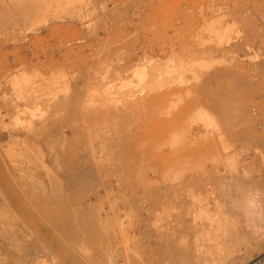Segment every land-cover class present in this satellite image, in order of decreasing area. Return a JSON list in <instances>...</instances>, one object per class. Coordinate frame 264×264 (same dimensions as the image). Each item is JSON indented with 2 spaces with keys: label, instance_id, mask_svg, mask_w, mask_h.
I'll return each mask as SVG.
<instances>
[{
  "label": "rangeland",
  "instance_id": "374dc122",
  "mask_svg": "<svg viewBox=\"0 0 264 264\" xmlns=\"http://www.w3.org/2000/svg\"><path fill=\"white\" fill-rule=\"evenodd\" d=\"M250 1L23 0L16 7L0 0V146L18 140L40 151L9 167L22 192L10 176L3 183V193L19 202L21 215L12 209L8 223L18 239L25 236L26 253L16 256L8 245L12 255L1 264H52L58 257L62 264H216L264 238V86L258 83L264 49L254 38L259 27L264 34V23L236 6ZM204 46L199 59L213 66L198 70L195 80L182 67ZM32 88L48 117L29 133L16 121H26L28 101L18 98ZM197 106L219 130L211 139L198 123L173 157L164 143L168 130L188 122ZM164 169L187 172L186 187L164 186ZM6 170L0 165L1 179ZM193 173L205 179L193 181ZM44 245L60 250H48L53 262ZM259 252L242 264H253Z\"/></svg>",
  "mask_w": 264,
  "mask_h": 264
},
{
  "label": "bare ground",
  "instance_id": "6f19581e",
  "mask_svg": "<svg viewBox=\"0 0 264 264\" xmlns=\"http://www.w3.org/2000/svg\"><path fill=\"white\" fill-rule=\"evenodd\" d=\"M22 1L23 0H14V5L16 6V7H19V6H21V4H22ZM236 6H239L240 8H242V7H245V8H248L249 10H251L252 11V13L256 16V17H258L261 21H262V23H264V0H251L249 3H247V4H245V6L244 5H236ZM232 23H236V22H234V21H232ZM261 28L259 27L255 32H254V38H255V40H256V44H258V47L261 49V50H263L264 49V46H262V43L264 42V34H263V30H260ZM264 45V44H263ZM200 49V48H199ZM205 49H207L205 46L204 47H201V49H200V52H199V54L200 55H198V57H196L197 59H192V61H189V64H188V62H187V66H184V67H182V68H184V70H185V68H186V72H189V73H191V74H193V76H194V78H195V80L196 79H198V75H197V73L200 71V70H208V69H211L212 68V66H213V64H210V62H209V60L208 61H201L200 59V57L201 56H203L204 54L203 53H201L202 51L203 52H205L204 50ZM193 58V57H192ZM200 58V59H199ZM188 60V59H187ZM173 61V60H172ZM186 61V60H185ZM262 62H264V58L262 59ZM182 63V62H181ZM181 63H180V65L179 66H182L181 65ZM183 65H186L185 63L183 64ZM171 66V65H170ZM260 66V67H259ZM258 67H259V70H260V76H259V81H258V83H259V87H262V86H264V64L262 65V63L259 65ZM175 69L174 67H169V69ZM177 68H178V65H177ZM199 70V71H198ZM258 70V71H259ZM167 72V71H166ZM168 73H170V72H168ZM184 73H185V71H184ZM180 75V74H179ZM164 78V77H163ZM180 79H181V77H180ZM140 81H142V80H140ZM165 83V82H164ZM263 83V84H262ZM162 84V83H161ZM165 84H167V83H165ZM19 85V84H18ZM263 89V88H262ZM259 90H260V88H259ZM264 91V90H263ZM21 93V90H20V87L18 86H16V88H15V90L13 91V94H16V97H18L19 96V94ZM38 92H37V90H35V92H34V89L32 88L31 90H29V91H27V92H24V93H22V96H20V98H18L19 100H21V101H24V102H26L27 103V101H28V108L25 110V113L23 114V116H25V119H26V121H24V122H21V120H19L18 119V121H16V125L18 124V126L20 125V126H22L23 128L21 129V131H26V132H29V133H34L35 131H34V124L35 123H37V122H43L45 119H47V117H48V111L46 112L42 107H41V105H40V103H39V98L41 97V96H38V94H37ZM195 98V97H194ZM195 99H197V98H195ZM200 100V99H199ZM15 103H18V101L16 102L15 101ZM176 103V102H175ZM198 103H200L199 101H198ZM225 104V103H224ZM243 105H242V110H241V112H240V110H239V112L241 113V116H243V118L244 119H246L249 115H248V112L246 111V104L247 103H242ZM5 105V104H4ZM15 105V104H14ZM196 105H198V106H201V104L199 105V104H197V102H196ZM195 105V106H196ZM216 105V104H215ZM214 105V106H215ZM245 105V106H244ZM263 105V104H262ZM261 105V106H262ZM18 106V105H17ZM17 106H16V108H17ZM198 106H197V109H198ZM213 106V107H214ZM217 106V105H216ZM22 107V106H21ZM168 107V106H167ZM174 107V106H173ZM203 107V106H202ZM202 107H200L197 111H195L194 112V114H192V116H190V119L188 120V122H182V124L181 125H179L178 124V126H172V130H168V135H169V137H167V140H166V137H165V141H164V143L166 142L167 144H165V146L167 145V146H169V148L168 149H170V153L171 154H173L172 156L174 157L175 155H177V154H180V151L179 150H181V148L183 149V147L185 146H187V145H185L186 144V141H188V143L187 144H189V136L190 135H192L193 136V134H195V131H197V129H196V126H197V124L198 123H203L204 124V127L206 128V130H207V135L209 136V135H211V134H213V133H215V132H217L218 130H219V128H218V121L216 120V119H214L212 116H211V113H208V112H206ZM246 107V108H245ZM196 108V107H195ZM216 108V107H215ZM225 108H226V104H225ZM228 108V107H227ZM262 108V107H261ZM264 108V107H263ZM55 109V108H54ZM193 109V108H192ZM56 110V109H55ZM167 110H168V108H167ZM174 110V109H173ZM173 110H170L171 112L173 111ZM264 110V109H263ZM262 110V111H263ZM9 111V110H8ZM169 111V110H168ZM169 111V112H170ZM15 112V111H14ZM21 112V111H20ZM53 112L54 113H56L54 110H53ZM61 112V111H60ZM264 112V111H263ZM193 113V112H192ZM229 113V112H228ZM183 114V113H182ZM181 114V115H182ZM180 115V114H179ZM226 115H227V119H228V114L226 113ZM264 115V114H263ZM52 116H55V115H52ZM64 116V115H63ZM65 117V116H64ZM67 117V116H66ZM179 117V116H178ZM225 119H226V116L224 117ZM251 118V117H250ZM10 119V118H9ZM185 119H187V117L185 118ZM23 120V119H22ZM63 120H66V119H64L63 118ZM62 120V121H63ZM175 120V119H174ZM223 120V119H222ZM1 121H3V119L1 120ZM168 121H170V120H168ZM167 121V122H168ZM176 121H178V120H176ZM184 121V120H183ZM54 122V121H53ZM2 123V122H1ZM5 123H6V121H5ZM66 122H63V124H65ZM171 123H172V121H171ZM185 123V124H184ZM223 123V122H222ZM55 124H56V122H55ZM54 123H52L51 125H55ZM168 124V123H167ZM3 125V124H2ZM6 125V124H5ZM26 125V126H25ZM50 125V126H51ZM56 126V125H55ZM55 126H53V128L55 127ZM39 127V126H38ZM67 127H68V125H67ZM48 129V128H47ZM167 129V128H166ZM44 130V129H43ZM41 131V130H40ZM48 131V130H47ZM51 131V130H50ZM169 131H171V133L169 134ZM7 132V131H6ZM10 132V131H9ZM49 132V131H48ZM47 132V133H48ZM5 133V132H4ZM18 133V132H17ZM37 133H39V132H37ZM41 134H42V132H40ZM160 133V132H159ZM167 133V132H166ZM51 134V133H50ZM19 135V134H18ZM37 135H39V134H37ZM43 135V134H42ZM206 135V136H207ZM40 136V135H39ZM52 136H53V134H52ZM167 136V135H166ZM207 136V137H208ZM10 137V136H9ZM41 137V136H40ZM210 137V136H209ZM33 138V137H32ZM211 138V137H210ZM210 138H208V140L210 139ZM53 139L54 138H52L51 140L53 141ZM212 139V138H211ZM161 140V143L163 142V140H164V138H161L160 139ZM201 140V139H200ZM51 141V142H52ZM58 141V140H57ZM191 141V140H190ZM195 142V141H194ZM240 142V141H239ZM161 143H159V145L161 144ZM206 143H208V141L206 142ZM212 143H213V140H212ZM215 143V142H214ZM235 143V142H234ZM35 144V143H34ZM49 144V143H48ZM51 145H52V143H50ZM154 144H156V143H154ZM153 144V145H154ZM229 144V143H228ZM200 145V144H199ZM206 145V144H205ZM211 145V142H210V144H209V146ZM223 145V144H222ZM227 145V144H226ZM31 146V144L30 143H27L26 145L23 143V145H22V141H21V143H20V141H18V140H16L11 146H8V147H3V146H0V165L3 167V168H5V169H7L6 171H8V172H6V173H8V177L6 176V177H4V179H1L0 178V202H2L3 204H4V206H6V207H4L3 209H8V210H6V211H4V210H1L2 209V207L0 208V239H1V243H0V264H1V262L3 261V259L5 258L4 257V255H6V254H11V253H9V252H11V251H13V254L14 255H16V253H18L19 252V254H23V253H21V249H24L25 247V245L23 246V243L25 244V242H23V243H21V241H20V238H22L24 235H22V237L20 236V238L18 239L17 238V236H16V234H15V231L13 230V225L12 224H9L10 223V217H12L13 216V214L11 213V211H12V209L14 210V211H16V214H19V215H21V212L19 211V209H18V203L19 202H17L16 200H11L7 195H6V193H3V183L6 181V180H8L9 179V181H11V179L13 180V182H12V184H13V186L15 187V189L17 190H20L21 191V189H22V187L23 186H21L20 185V183L18 182V181H16L15 180V177H14V175H13V173L11 172V170H10V168L9 167H11L12 169H14L17 165H18V163H17V161L20 159V157H22V155H26V156H31V155H33L34 157H37V153L38 152H40L39 150H37V148L36 147H34L35 145H33V142H32V146ZM43 146H45V144L43 145ZM48 146V145H47ZM163 144H161L160 145V147L162 148H160V150L161 151H163ZM165 146H164V149H167V148H165ZM192 146V145H191ZM201 146V145H200ZM204 146V145H203ZM208 146V145H207ZM215 146V145H214ZM229 146H231L230 144H229ZM38 147V146H37ZM188 147H189V145H188ZM195 147V146H194ZM198 147V146H197ZM205 147V146H204ZM191 148V147H190ZM196 148V147H195ZM208 148H210L211 149V147H208ZM208 148H207V150H208ZM212 148H213V146H212ZM224 148V147H223ZM205 149H206V147H205ZM209 149V150H210ZM214 149V148H213ZM155 150V149H154ZM156 150H158V147L156 148ZM184 150V149H183ZM199 150V149H198ZM201 150H203V148L201 149ZM206 150V151H207ZM200 151V150H199ZM198 151V152H199ZM204 151V150H203ZM210 151H212V150H210ZM209 151V152H210ZM223 151H224V149H223ZM229 151V150H228ZM179 152V153H178ZM197 152V151H196ZM205 152V151H204ZM214 152V151H213ZM226 152V151H225ZM157 153V152H156ZM160 153V152H159ZM163 153V152H162ZM190 152H188V154H186V155H190L189 154ZM242 153V152H241ZM30 154V155H29ZM40 154V153H39ZM39 154H38V156H39ZM168 154V153H167ZM184 154V153H183ZM184 154V155H185ZM192 154V153H191ZM201 153H199V155H200ZM165 155V154H164ZM154 156H156V155H154ZM168 156V155H167ZM195 156V155H194ZM235 156V155H234ZM25 157V156H24ZM178 157V156H177ZM181 157H182V155H181ZM184 157V156H183ZM193 157V156H192ZM202 157H203V155H202ZM201 157V158H202ZM209 157V156H208ZM23 158V157H22ZM38 158V157H37ZM54 158V157H53ZM155 159H157L156 157H154ZM197 158H200V157H198L197 156ZM196 158V159H197ZM204 158V157H203ZM202 158V159H203ZM205 158H206V156H205ZM241 158V157H240ZM55 159V158H54ZM57 159V158H56ZM67 159V158H66ZM68 159H70V158H68ZM164 159H165V157H164ZM188 159H189V156H188ZM195 159V160H196ZM208 159V158H207ZM212 159V158H211ZM215 159V158H214ZM214 159L212 160V161H214ZM225 159V158H224ZM231 159H233V158H231ZM52 160V159H51ZM168 160V159H167ZM175 160V159H174ZM182 160V159H181ZM193 161H194V159H192ZM201 160V159H200ZM199 160V161H200ZM50 161V160H49ZM54 161V160H53ZM56 161V160H55ZM63 161V160H62ZM65 161V160H64ZM70 161V160H69ZM164 161V160H163ZM171 161V160H170ZM170 161H169V164H170ZM198 160H196V162H197ZM210 161V160H209ZM215 161H216V159H215ZM58 162V161H57ZM154 162V161H153ZM174 162V161H173ZM180 162V161H179ZM182 163H184L183 161H181ZM192 162V161H191ZM203 162H204V160H203ZM227 162V161H226ZM59 163V162H58ZM61 163V162H60ZM59 163V164H60ZM64 163V162H63ZM62 163V164H63ZM97 163V162H96ZM178 162H176V164H177ZM198 163V162H197ZM213 163V162H212ZM229 163V162H228ZM56 164V163H55ZM67 164H68V162H67ZM155 164V163H154ZM171 164H172V162H171ZM195 163H193V165H194ZM215 164V163H214ZM227 164V163H226ZM53 166H54V164H52ZM97 165V164H96ZM151 165H153V164H151ZM219 165V164H218ZM65 166V165H64ZM163 166H164V162H163ZM173 167H174V165H172ZM178 166H179V163H178V165H177V168H178ZM185 166V165H184ZM184 166H181V167H184ZM196 166V165H195ZM226 166H228V165H226ZM229 166H232V165H229ZM98 167H101V166H98ZM151 167V166H150ZM192 167H194V166H192ZM202 167V166H201ZM68 168V166L65 168V169H67ZM70 168V167H69ZM164 168H167V167H164ZM195 168V167H194ZM197 168V167H196ZM229 168V167H228ZM58 169L59 170H61L60 169V165H59V167H58ZM98 169H100V168H98ZM174 169V168H173ZM173 169H169V170H166V169H164V170H166V171H164V172H161L162 174L161 175H163V180H164V183L163 184H165L164 186H167V185H175V186H177V185H181V187H183L182 185H184L187 181H186V178H188V175H186V173L187 172H184V170H173ZM185 169V168H184ZM193 169V168H192ZM199 169V168H198ZM198 169H196V170H198ZM189 170V169H188ZM56 171V170H55ZM62 171H64L63 169H62ZM61 171V172H62ZM163 171V170H162ZM199 171V170H198ZM204 171V169H202V172H201V169H200V172L199 173H201V176H202V173H204L203 172ZM14 172V171H13ZM59 172V171H58ZM70 172V171H69ZM157 172V171H156ZM159 172V171H158ZM2 173V172H1ZM1 173H0V176H1ZM4 174V173H3ZM16 174V173H15ZM188 174V173H187ZM156 175V174H155ZM157 175H158V173H157ZM190 175H192L190 178L193 180V181H196L197 180V178H199V176L198 177H196V176H194V173L193 174H190ZM3 176V175H2ZM9 176L11 177V179L9 178ZM66 176V175H65ZM71 176V175H70ZM204 176V175H203ZM209 176V175H208ZM160 177V176H159ZM69 179V178H68ZM195 179V180H194ZM199 179H201V178H199ZM198 179V180H199ZM205 179V178H204ZM203 179V180H204ZM202 180V179H201ZM200 180V181H201ZM202 180V181H203ZM154 181V180H153ZM186 181V182H185ZM189 181H190V179H189ZM206 181V180H205ZM84 182V181H83ZM152 182V181H151ZM191 182V181H190ZM189 182V183H190ZM66 183H69V182H66ZM150 183V182H149ZM184 183V184H183ZM189 183H187V184H189ZM205 183V182H204ZM207 183V182H206ZM159 184H161V183H159ZM194 184V183H193ZM197 185H198V182L196 183ZM195 184V185H196ZM202 185H203V183H201ZM200 184V185H201ZM211 184V183H210ZM68 185V184H67ZM158 185V184H157ZM162 185V184H161ZM186 185V184H185ZM184 185V186H185ZM150 186V185H149ZM160 186V185H159ZM194 186V185H193ZM192 186V187H193ZM205 186V185H204ZM82 187H84V186H82ZM155 187V186H154ZM186 187V186H185ZM184 187V188H185ZM172 188H175L174 190L176 191V187H172ZM177 188H178V186H177ZM189 188V187H188ZM195 188V187H194ZM198 188H200V186L198 187ZM69 189V188H68ZM154 189V188H153ZM181 189V188H180ZM178 190L179 192L180 191H182V189L181 190ZM189 189H191V188H189ZM193 189V188H192ZM197 189V188H196ZM2 190V191H1ZM152 190V189H151ZM173 190V191H174ZM198 190V189H197ZM172 191V190H171ZM195 191V190H194ZM17 192V191H16ZM22 192V191H21ZM177 192V191H176ZM175 192V195L176 194H178V192L176 193ZM190 192V191H189ZM188 192V193H189ZM192 192V191H191ZM207 192V191H206ZM153 193V192H152ZM168 193H170V192H168ZM200 193V192H199ZM204 193V192H203ZM19 194V193H18ZM174 193H172V195L171 196H174L175 197V195H173ZM187 194V193H186ZM191 194V193H190ZM194 194V193H193ZM182 195V194H181ZM184 195V194H183ZM192 195V194H191ZM165 197H167V196H165ZM177 197V196H176ZM196 197V196H195ZM156 198H158V197H156ZM174 199V198H173ZM195 199V198H194ZM206 199V198H205ZM158 200H159V198H158ZM165 201V200H164ZM156 202V201H155ZM159 203V202H158ZM162 203V202H161ZM160 203V204H161ZM167 202H165V204H166ZM203 203H205V202H203ZM164 204V203H163ZM169 204H170V202H169ZM195 204H196V202H195ZM159 205V204H158ZM178 205V204H177ZM161 206H163L162 204H161ZM175 206V205H174ZM179 206V205H178ZM186 206H187V204H186ZM160 207V206H159ZM164 207H166V206H164ZM188 207V206H187ZM64 208V207H63ZM172 208V207H171ZM178 208V207H177ZM166 209H168V208H166ZM170 209V208H169ZM168 209V210H169ZM176 209V208H175ZM163 210V209H162ZM165 210V209H164ZM167 210V211H168ZM180 210V209H179ZM186 211H187V208H186ZM193 211H194V209H193ZM198 211V210H197ZM180 212V211H179ZM182 212V211H181ZM184 212H185V210H184ZM169 213V212H168ZM172 213V212H171ZM74 214V213H73ZM178 214V213H177ZM176 214V215H177ZM180 214V213H179ZM181 214H184V213H181ZM188 214V213H187ZM162 215V214H161ZM165 215H166V212H165ZM170 215V214H169ZM186 215V214H185ZM184 215V216H185ZM198 215V214H197ZM23 216V215H22ZM163 216H164V214H163ZM180 216V215H179ZM165 217V216H164ZM167 217V216H166ZM165 217V218H166ZM169 217V216H168ZM190 217V216H189ZM162 218V217H161ZM165 218H164V220H165ZM199 218V217H198ZM78 219V218H77ZM120 219V218H119ZM125 219V218H124ZM180 219V218H179ZM190 219V218H189ZM113 220V219H112ZM129 220V219H128ZM196 220V219H195ZM105 221V220H104ZM125 221H127V219H125ZM158 221V220H157ZM156 221V222H157ZM162 221V220H161ZM166 221V220H165ZM169 221V220H168ZM175 221H179L178 219L177 220H175ZM183 221V220H182ZM186 221V220H185ZM9 222V223H8ZM58 222V221H57ZM132 222V221H131ZM159 222H160V220H159ZM163 222V221H162ZM171 222V221H170ZM169 222V223H170ZM107 223V222H106ZM161 223V222H160ZM164 223H166V222H164ZM163 223V224H164ZM176 223V222H175ZM11 225L12 226V233L14 232V234H12L11 233V229H9L10 227H9V225ZM174 224V223H173ZM193 224V223H192ZM8 225V226H7ZM108 225V224H107ZM106 225V226H107ZM131 225V224H130ZM168 225V224H167ZM170 225V224H169ZM115 226V225H114ZM160 226H161V224H160ZM180 226H182V225H180ZM9 227V228H8ZM108 227V226H107ZM124 227V226H123ZM162 227V226H161ZM177 227V226H176ZM127 228V227H126ZM183 228V227H182ZM9 229V230H8ZM58 229H60V227H58ZM175 229V228H174ZM57 230V229H56ZM100 230V229H99ZM161 230V229H160ZM165 230V229H164ZM175 230H177V229H175ZM188 230V229H187ZM10 233H8V232ZM60 231V230H59ZM168 231V230H167ZM182 231H184V228H183V230ZM61 232V231H60ZM124 232V231H123ZM17 233V232H16ZM92 233V232H91ZM98 233H100V232H98ZM98 233H96V234H98ZM101 233H103V232H101ZM11 234H12V236H13V238L15 239V238H17V239H15V240H12L13 238H12V236H11ZM63 234V233H62ZM61 234V235H62ZM159 234V233H158ZM168 234V233H167ZM60 235V236H61ZM87 235V234H86ZM88 235H90V233H88ZM92 235V234H91ZM109 235V234H108ZM112 235V234H111ZM114 235V234H113ZM173 235V234H172ZM71 236V235H70ZM93 236H94V234H93ZM92 236V237H93ZM100 236H102V234L100 235ZM176 236V235H175ZM25 237V236H24ZM23 237V238H24ZM62 237V236H61ZM69 237V236H68ZM89 237V236H88ZM91 237V238H92ZM104 237V236H103ZM113 237V236H112ZM126 237V236H125ZM169 237V236H168ZM22 238V239H23ZM71 237H69V239H70ZM106 238V237H105ZM164 238V237H163ZM174 238V237H173ZM244 238V237H243ZM21 239V240H22ZM63 239H64V236H63ZM73 239V238H72ZM72 239H71V241H72ZM99 239V238H98ZM104 239V238H103ZM109 239V238H108ZM112 238H111V236H110V240H111ZM158 239V238H157ZM160 239V238H159ZM177 239V238H176ZM65 240V239H64ZM81 240V239H80ZM99 240H102V239H99ZM99 240H98V242H99ZM106 240V239H105ZM167 240V239H166ZM170 240V239H169ZM244 240H246V239H244ZM17 242V241H20V245H21V247H23V248H20L19 250L17 249V248H19L20 247V245L18 244L17 245V243H13V244H11V242ZM22 241H25V240H22ZM68 241V240H67ZM74 241V240H73ZM91 241V240H90ZM111 241H113V240H111ZM115 241V240H114ZM129 241V240H128ZM161 241V240H160ZM176 241V240H175ZM258 241V240H257ZM256 241V242H257ZM27 242L28 241H26V244H27ZM58 242V241H57ZM81 242H83V241H81ZM95 242V241H94ZM102 242V241H101ZM129 242H131V241H129ZM255 242V243H256ZM19 243V242H18ZM68 243V242H67ZM70 243V242H69ZM88 243H90V242H88ZM95 243H97V241L95 242ZM103 243V242H102ZM105 243V242H104ZM112 243V242H111ZM115 243V242H114ZM127 243V242H126ZM14 245V247H16V246H18L16 249H17V251H15V249L11 246V245ZM72 244V243H71ZM73 244H75V245H77V242L76 243H74L73 242ZM8 245H9V250H8ZM82 245V244H81ZM84 245V244H83ZM101 245V244H100ZM112 245V244H111ZM110 245V246H111ZM167 245V244H166ZM254 245V244H253ZM28 246V245H27ZM45 246V245H44ZM44 246H43V248H44ZM60 246V245H59ZM74 246V245H73ZM78 247L80 246L79 245V241H78V245H77ZM96 246H98V245H96ZM164 246V245H163ZM245 247H247L248 246V244L247 245H244ZM12 247V249H14V250H12V249H10ZM46 247V246H45ZM48 247V246H47ZM46 247V249L47 250H45V248L43 249V250H45V251H48L49 249V247L47 248ZM58 247V246H57ZM75 247V246H74ZM82 248H84L83 246H81ZM112 247H113V249H114V246L112 245ZM111 247V248H112ZM162 247V246H161ZM166 247V246H165ZM89 248V247H88ZM51 249H52V247H51ZM59 249H61L60 247H59ZM77 249V248H76ZM79 249H81V248H79ZM85 249V248H84ZM245 249V248H244ZM9 252H8V251ZM28 250V249H27ZM31 250V249H30ZM33 250V249H32ZM78 250V249H77ZM246 251H241L242 252V254L241 255H235V256H229V257H232V258H228V259H225V260H223V261H219V262H217L216 264H242V263H246L250 258H252V256L254 255V254H256V253H258L259 251V253H261L262 251H264V238H262V239H260L259 240V242L258 243H256V245H254V246H249V247H247L246 249H245ZM262 250V251H261ZM4 251H7L8 253H4ZM26 251V249H24V254L26 253L25 252ZM29 251V250H28ZM50 251V250H49ZM49 251L47 252V254L49 253ZM53 251V250H52ZM60 251V250H59ZM59 251H57V249L55 250V253L57 252H59ZM62 251L63 250H61V253H62ZM116 251V250H115ZM15 252V253H14ZM23 252V251H22ZM51 252V251H50ZM79 252V251H78ZM81 252H82V249H81ZM93 252V251H92ZM113 252V251H112ZM118 252V251H117ZM140 252V251H139ZM180 252V251H179ZM28 253V252H27ZM41 253V252H40ZM44 253V252H43ZM51 253H54V251L53 252H51ZM51 253H49L50 254V257H48V258H51L53 255L51 254ZM54 253V254H55ZM80 253V252H79ZM115 253V252H114ZM45 254V253H44ZM78 254V253H77ZM85 254V253H84ZM87 254H88V252H87ZM89 254H91V252L89 253ZM141 254V253H140ZM12 255V254H11ZM43 255V254H42ZM58 255H60V254H57V257H58ZM79 255V254H78ZM94 255V254H93ZM131 255H133V254H131ZM136 255V254H135ZM176 255V254H175ZM17 256V255H16ZM21 255H19L18 256V258H20V259H22L21 257H20ZM29 256V255H28ZM39 256V255H38ZM46 256V255H45ZM100 256H102V255H100ZM107 256H109V255H107ZM158 256V255H157ZM54 258H56L55 257V255L53 256ZM52 257V258H53ZM77 257V256H76ZM83 257V256H82ZM95 257V256H94ZM103 257V256H102ZM116 257V256H115ZM134 257V256H133ZM136 257V256H135ZM134 257V258H135ZM36 258V257H35ZM47 258V259H48ZM53 258V260H52V262L54 261V260H58V262H56V263H58L59 264V262H60V264H62L63 262H61L59 259L61 258H56V259H54ZM62 258H63V256H62ZM88 258V257H87ZM96 258V257H95ZM95 258H93V259H95ZM109 257H107V259H108ZM112 258V257H111ZM110 258V259H111ZM177 258H179V257H177ZM64 259V258H63ZM85 260H86V258H84ZM107 259H106V261H107ZM115 259V258H114ZM117 259V258H116ZM127 259V258H126ZM133 259V258H132ZM169 259V258H168ZM23 260V259H22ZM21 260V261H22ZM36 260V259H35ZM49 260V259H48ZM97 260V259H96ZM101 260H103V259H101ZM165 260V259H164ZM24 261V260H23ZM23 261L21 262V263H23ZM27 261V260H26ZM63 261H65V260H63ZM76 261V260H75ZM134 261V260H133ZM140 261V260H139ZM163 261V260H162ZM177 261V260H176ZM256 261V260H255ZM254 261V262H255ZM28 262V261H27ZM29 262H30V259H29ZM39 262V261H38ZM43 262V261H42ZM49 262H51V260L49 261ZM51 262V263H52ZM55 262H53L54 264H55ZM72 262V261H71ZM87 262V261H86ZM85 262V263H86ZM94 262V261H93ZM100 262V261H99ZM99 262H97V263H99ZM105 262V261H104ZM52 263V264H53ZM88 263V262H87ZM86 263V264H87ZM130 263H131V260H130ZM28 264V263H27ZM35 264H36V262H35ZM39 264H40V262H39ZM43 264V263H42ZM47 264V263H46ZM64 264H68V262H66V263H64ZM89 264H92V263H89ZM140 264V263H139ZM166 264V263H165ZM176 264V263H175ZM253 264H255V263H253Z\"/></svg>",
  "mask_w": 264,
  "mask_h": 264
},
{
  "label": "built area",
  "instance_id": "2783aa9c",
  "mask_svg": "<svg viewBox=\"0 0 264 264\" xmlns=\"http://www.w3.org/2000/svg\"><path fill=\"white\" fill-rule=\"evenodd\" d=\"M255 264H264V254L256 259Z\"/></svg>",
  "mask_w": 264,
  "mask_h": 264
}]
</instances>
